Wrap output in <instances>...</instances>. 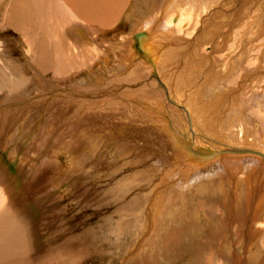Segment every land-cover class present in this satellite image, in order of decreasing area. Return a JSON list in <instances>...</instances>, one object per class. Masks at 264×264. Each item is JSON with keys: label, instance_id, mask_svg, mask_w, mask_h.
<instances>
[{"label": "rangeland", "instance_id": "obj_1", "mask_svg": "<svg viewBox=\"0 0 264 264\" xmlns=\"http://www.w3.org/2000/svg\"><path fill=\"white\" fill-rule=\"evenodd\" d=\"M120 1L113 17L95 1L31 0L23 19L21 0H0V171L25 183L50 251L74 243L70 264H263L264 208L248 225L246 205H232L243 173L226 199L207 189L183 203L182 190L244 162L264 168L234 151L264 155V0H176L167 12L169 0ZM146 31L169 35L156 70L134 46ZM263 179L250 186L262 195Z\"/></svg>", "mask_w": 264, "mask_h": 264}, {"label": "bare ground", "instance_id": "obj_2", "mask_svg": "<svg viewBox=\"0 0 264 264\" xmlns=\"http://www.w3.org/2000/svg\"><path fill=\"white\" fill-rule=\"evenodd\" d=\"M21 1L23 2V4H20L21 7L19 5L20 8L16 6V8H17L16 10L20 14L19 17L24 19V17H26V15L27 16L32 15L29 10L27 11L28 7H30L29 3L31 2V0H26V2H25V0H21ZM175 1L176 0L167 1V4H165V8H164L166 12L168 10H171V9L175 10V8H174V6L176 5ZM234 1L235 0H230V1L228 0L229 6H230V4L232 5V3ZM24 2H25V4H24ZM32 2H33V0H32ZM35 2L40 3L41 1L40 0H35ZM224 2L225 1H223V4L221 6L225 5ZM42 4L44 5V3L41 2V6H42ZM228 4H226V5H228ZM37 5H39V4H37ZM226 7H228V6H226ZM19 17H18V19H19ZM15 18H17V17H15ZM172 22H174L176 24L177 23V19L174 17L172 19ZM152 29H154V28H152ZM170 29H173V27L170 26ZM168 30L169 29H167L166 31H168ZM145 33L147 34V39L145 40L144 38H142V40H141V46L142 47L140 46L139 50L143 51L145 54L147 53L148 56H149L148 59L156 61V59L159 58V56L157 58V55H159V52H162L163 49L164 50L166 49L165 46L163 48V44H164L163 41L164 40L162 41L160 37H165L169 41L170 40L168 38L169 35L165 33V35L162 36V35H159V34L158 35L154 34L153 32L150 33L148 31H146ZM148 40H151L152 42H149ZM133 41L136 42L135 38H133ZM134 46L137 47V44L134 45ZM165 52H167V51H165ZM152 53H153V55H150ZM245 53L248 55V52H244V53H242L239 56V58H240V60L242 62H245L248 59L247 56L245 57ZM160 58L162 59V56ZM148 59H146V60H148ZM154 62L152 63V65H154V68H155L157 63L156 62L154 63ZM60 66H59L60 68L57 70L58 74L59 75L60 74H65L66 70H67L66 63L63 62ZM151 68L152 67H150V69ZM151 70H154V69H151ZM155 70H156V68H155ZM233 71L234 70L232 69L229 72L231 73ZM226 75H227V72H226ZM181 77L183 79L185 78L184 75L181 76ZM8 83H6V84H8ZM18 85H16V86H18ZM182 85H184V84H182ZM169 87L170 86L168 85V89H169ZM7 88H8V86H7ZM7 98H8V100H6V101H8L7 103H11L12 102L11 97L8 96ZM235 110H237V109H235ZM229 113H232V116H233V114L236 115V112H234L233 109H231V111H229ZM232 121H233V119H232ZM204 124L202 126H204ZM197 129H198V127H197ZM197 129H196V137L199 138V140L201 139V144L207 145L208 148H211V147L213 148L215 143L214 144H210V142H208V139L207 138L205 139L204 136H203V133H204V130H205L204 127L201 130L199 128L200 132L201 131L203 132L202 134L199 133ZM194 131L195 130L193 129V132ZM198 134H200V135H198ZM202 141H204V142H202ZM214 141H215V139H214ZM188 142H189L188 143L189 146H192V147L195 146V145H192V142H190V141H188ZM190 143H191V145H190ZM209 145H211V146H209ZM218 148H221V146H219ZM195 150H197V149H195ZM212 150L213 149H211L210 152H212ZM189 151H191V150H189ZM215 151H216V149H215ZM234 151H237V152L239 151V152H242V153L246 152V153H250V154L251 153H255V154H258V155L264 157L263 154H261L259 152H256V151H253V150L249 151V150H244V149H239V150L235 149ZM234 151H231V152H234ZM194 153L197 154L196 156H198V154H199L198 152H194ZM244 163H245L244 166L243 167L239 166L238 169H235V172L230 169V170H227L225 172L226 173L225 176L220 174L217 179H215V178L214 179H210L209 178L210 180H207V181H205L203 179V180H201L199 185H196V186H193V187L189 186V187H186V188L184 187L183 190H182L183 195H184L183 196V203H184V201L187 198L186 195H189L192 192L201 193V192H203V191H205L207 189H213L217 194L219 193L222 198H223V196H225V199H226L225 191H226L227 180L230 183L234 182L237 179L236 177L238 176V174L239 173H243L245 176L239 180L238 184H235L236 185V190H235L234 194H232L233 195V197H232V205H233V208L236 210L237 209L236 207L241 206L243 208L244 207L243 204H245L246 206H245L244 209L247 210V217H248V221L247 222H248V225L253 224L254 220L256 221V216L258 215V210L264 208V195L260 194L261 187H259V188L256 187V189H253V188H250V186L252 185V182L255 179L259 180L261 178H264V177H259L261 175H264L262 173L264 168L261 167L260 165L254 164V163H252V164L250 162H244ZM227 165H229V163ZM224 168H226V165H225ZM5 173H6V171H4V172L0 171V264H70L71 261L74 262V259L76 260L79 257V255H78V253H76V251L73 253V250H71V249H73V247H72L74 245L73 242H66V244L63 245L61 248L56 249V250H52V251H50V249L47 248L49 246V242L53 239V237H51V234H49V233H48V236H46L47 234H45V235L42 234V232H45V231H43L44 228L42 229V227H41L42 224L39 225L38 228L36 227V225L34 224V222H35L34 221V217L32 216V213H31V212H33L32 211V207L28 206V208L26 207L27 209H25V204L28 203L29 200L27 201V200L23 199L24 198L23 196L25 195V193H23L24 192L23 190H25V188L22 187V186L20 187V183H22L23 186H24L25 183L22 182L21 180H15V181L19 182V185L14 182L15 186L14 185L11 186L5 180V177H4ZM220 178H222V179H220ZM33 181L34 180H32L30 182V185L33 184ZM39 181H40L39 179L35 180V182H37V184L40 186V182ZM260 183H261L262 186H264V179L262 181H260ZM30 185L28 187H30ZM216 197H218V196H216ZM16 202L19 204V206H18V204H16ZM39 206H41V204ZM39 206L34 205L33 207L40 209ZM239 211H237V212H239ZM194 216H196V215H194ZM261 222L264 223V219ZM210 223L211 222L208 221L207 224L210 225ZM261 226H262V224H261ZM58 235L59 234L55 235V237L58 238L57 237ZM41 252H42V255L46 259L38 258L36 253H41ZM65 254H67L68 256L65 257ZM252 255H253L252 258L250 257V259H249V261L251 263H253L256 260H259V257H260L259 251L257 253L254 252V254H252Z\"/></svg>", "mask_w": 264, "mask_h": 264}, {"label": "crops", "instance_id": "obj_3", "mask_svg": "<svg viewBox=\"0 0 264 264\" xmlns=\"http://www.w3.org/2000/svg\"><path fill=\"white\" fill-rule=\"evenodd\" d=\"M40 1H43V0H40ZM55 1H59V0H55ZM69 1V4L71 5V7H72V9H76L77 11H79V7H80V9L84 6V7H86V3L85 2H87V0H68ZM91 2L90 3H92V5L94 4V2L93 1H95V3H98L96 6H102V5H104L103 7H109L110 5H112V7H114L113 9H112V11H110V14H112L113 15V17L114 16H116L118 13H120V9H122V7H125V1L124 2H121L120 0H106V4H101L100 2H101V0H90ZM104 1V0H103ZM89 2V1H88ZM40 4V7H42L43 6V4H42V6H41V2L39 3ZM96 8V7H95ZM91 24V25H90ZM83 26H91V27H97V26H99V24L98 23H87V24H84V25H82L81 26V28H84ZM86 28V27H85ZM88 28V27H87ZM91 29V28H90ZM100 30H103V31H105L106 29H104V28H100ZM54 47H53V49L55 50V45H53ZM1 69V68H0ZM1 71V70H0ZM263 264H264V262H263Z\"/></svg>", "mask_w": 264, "mask_h": 264}, {"label": "water", "instance_id": "obj_4", "mask_svg": "<svg viewBox=\"0 0 264 264\" xmlns=\"http://www.w3.org/2000/svg\"><path fill=\"white\" fill-rule=\"evenodd\" d=\"M135 40H136V44H137V48L139 50L140 46H141V40L142 38H144L145 40L147 39V34L145 32H138L134 35ZM142 47V46H141ZM140 51V50H139Z\"/></svg>", "mask_w": 264, "mask_h": 264}]
</instances>
